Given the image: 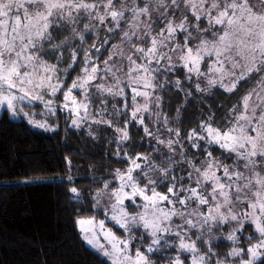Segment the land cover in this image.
<instances>
[{
    "label": "snow or ice",
    "instance_id": "obj_1",
    "mask_svg": "<svg viewBox=\"0 0 264 264\" xmlns=\"http://www.w3.org/2000/svg\"><path fill=\"white\" fill-rule=\"evenodd\" d=\"M180 77L236 103L188 131L171 127L181 109L171 121L156 109L169 85L191 95ZM58 93L73 127L115 123L123 144L135 123L163 146L125 154L116 183L98 186L92 200L103 201L105 220H75L110 264H264V0H0V108L53 130L24 108L55 115ZM215 239L229 250L215 251Z\"/></svg>",
    "mask_w": 264,
    "mask_h": 264
},
{
    "label": "trees",
    "instance_id": "obj_2",
    "mask_svg": "<svg viewBox=\"0 0 264 264\" xmlns=\"http://www.w3.org/2000/svg\"><path fill=\"white\" fill-rule=\"evenodd\" d=\"M85 35L87 39L90 34ZM180 78L191 95L177 94L171 85L160 91L169 121L181 109L174 124L178 128L188 131L202 113L226 112L227 105L236 103L237 98L222 89L197 92ZM71 116L59 109L57 128L46 131L12 118L6 110L0 115V264H110L82 239L75 220L96 214L92 194L116 169H125L129 163L121 154L125 150L117 141V124L79 129L70 124ZM145 116L148 122L149 114ZM116 120L124 117L117 114ZM128 129L131 153L156 156L155 149H163L138 124H128ZM73 186L80 191L79 197L68 191Z\"/></svg>",
    "mask_w": 264,
    "mask_h": 264
},
{
    "label": "rangeland",
    "instance_id": "obj_3",
    "mask_svg": "<svg viewBox=\"0 0 264 264\" xmlns=\"http://www.w3.org/2000/svg\"><path fill=\"white\" fill-rule=\"evenodd\" d=\"M112 43H115V41H112ZM102 52H103V51H102ZM50 59H51V58H50ZM51 62H55L54 59H51ZM65 67H66V65H65ZM69 75L71 76V79H65V83H66L67 85H70V84H71L72 79H75L77 73L71 72V73H69ZM205 86H206L205 83H201V87H202V88L205 87ZM211 89H215V87H214V88H211ZM209 90H210V89H209ZM77 91H79V90H77ZM74 94H76V92H74ZM159 94H160V96H161V93H159ZM57 96H59L60 98L56 100V105H55V108H56V114H55V115H49V114L47 113V111L44 109V106H43L42 104H40V105H38V104H30V105H27V106L24 108V111H25V112H34V113L36 114V115H35V119H36L37 121H41V122H43V121L46 120V121L48 122V124H50V125L52 126V128H57V125H58V120H57L58 110H59V109H62V108L60 107V105H61L62 102H63V97L60 96L59 93L57 94ZM76 98H77L78 100H80V99H82V96L77 95ZM161 102H162V96H161ZM97 107H98V106L95 105V104L92 105V110L95 111V110L97 109ZM4 110H6V109H4V108H0V115L2 114V112H3ZM62 110H63V109H62ZM156 111L159 112V113H161L162 115L166 116V113L162 110L161 104H160V107L156 109ZM145 114H147V113H144V116H145ZM10 115H11V114H10ZM11 117L14 118V119H17V120H26V121H27V119H26L25 117H23V115H17V116H12V115H11ZM145 118H146V116H145ZM146 123H147V121H146ZM70 124H71V122H70ZM87 126H89V127L91 128V130H92V129L95 128V126H97V128H98V126H100V124L93 123L92 120L89 119V120L83 122V123H82L80 126H78L77 128L82 129L83 127H87ZM138 126H139V125H138ZM169 126H171V127H177V126L174 125V124H170ZM151 128H152L153 131H155L157 128H159L160 131H161V133L164 132L163 127H162L160 124H156V123H154V122L151 124ZM127 129H128V125H127ZM128 134H130V133H129V129H128ZM129 137H130L129 139H131V135H129ZM161 138H164V136H162ZM148 139H150L151 141H154V142H155V140H153L151 137H148ZM117 141L119 142V139H118V138H117ZM127 141H129V140H127ZM127 141H125L123 144H120V143H119V146L122 145V147H123L124 150H125V152L122 151V153H121L123 157L125 156V154H127L128 156H131V155H133V154H137V153H131V151H133L134 147L132 146V144H131V145H128ZM155 143H156V142H155ZM165 150H166V149H165ZM218 154H219V153H218ZM218 154H217V155H218ZM128 166H129V165H128ZM128 166H127V167H128ZM127 167H126V168H127ZM126 168H125V169H126ZM120 170H124V169H120ZM107 179H108V180H113V175H112V176H109ZM108 180H107V181H108ZM114 181H115V180H113V182H114ZM96 191H98V189H97ZM96 191H95V192H96ZM95 209H96V214H93V215H90V216H95L97 220H105V216H104V204H103V201L101 202V206H100V207H96V206H95ZM129 211H133V209L130 208ZM90 216H87V217H90ZM82 217H83V216H82ZM84 217H85V216H84ZM106 225H107L108 227H111V228L113 229V231L116 232L117 235H120V234H121L122 230L118 229V228H117V227H116V226H115L110 220H106ZM248 234H250V233H245L244 235H248ZM216 235L219 236L220 234H219V233H216ZM225 241H227V240H223V239H215V240H213L212 243L215 244V245H217V247H216L214 250L217 251V252H219V253H224V252L228 251V250H229V247L231 246V242L227 241V242L230 243V246H228V245H226V244L223 243V242H225ZM101 242H103V238H101ZM86 243H87V242H86ZM89 246H90V245H89ZM90 247H91V246H90ZM91 248H92V247H91ZM92 249H93V248H92ZM94 250H95V249H94ZM95 251H96V250H95ZM96 252H97V251H96ZM99 254H100V253H99ZM172 254L175 255V252L172 251ZM100 255H102V254H100ZM102 256H103V255H102ZM103 257H104V256H103ZM153 259L155 260L156 257H153ZM159 264H167V261L160 260Z\"/></svg>",
    "mask_w": 264,
    "mask_h": 264
}]
</instances>
